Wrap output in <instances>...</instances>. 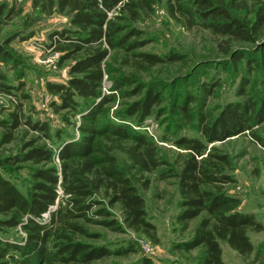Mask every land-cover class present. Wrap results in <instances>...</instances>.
Listing matches in <instances>:
<instances>
[{
  "label": "rangeland",
  "instance_id": "rangeland-1",
  "mask_svg": "<svg viewBox=\"0 0 264 264\" xmlns=\"http://www.w3.org/2000/svg\"><path fill=\"white\" fill-rule=\"evenodd\" d=\"M55 1L0 0V85L6 86H0V174L29 196L34 183L41 181L37 171L54 168L57 197L42 216L52 226L48 252L57 253L62 244L74 242L95 256L88 262L62 261L66 254L57 253L43 264H205L204 246L189 243L208 214L178 218L184 206L176 173L186 150L175 141L181 136L202 138L199 117L208 122L228 103L250 102L262 110L264 0H209L211 7L225 9L246 28L263 17L248 41L213 33L206 24L224 21L204 20L200 0H147L146 6L138 1L135 19L120 6L108 11L107 20L117 31L111 36L113 46L104 39L100 46L107 51L101 62L100 110L93 109L99 99L78 95L73 96L76 108H60L61 93L52 86L65 87L70 78L80 77L71 70L87 49L74 50L85 33L73 24L72 12L58 9ZM152 57L159 61L151 63ZM148 91L156 93L157 100L139 123L131 106ZM40 124L47 127L46 134L37 130ZM249 125L244 133L207 146V151L213 147L226 157L217 171L229 180L217 186L239 200L235 211L253 214L261 226L246 231L249 253L218 240L222 264H264V120L252 116ZM139 138L153 149L155 168H143L132 156L131 151L142 154L146 148ZM80 143L83 154L62 153ZM41 147L51 153L50 160L24 157ZM85 165L83 177L97 183L95 188L88 185L91 193L81 202L89 208L84 216L61 220L59 215L73 205L65 183L81 176ZM117 174L142 198L146 225L127 226L120 204L113 202L109 181ZM0 238L19 244L25 233L20 226L4 227Z\"/></svg>",
  "mask_w": 264,
  "mask_h": 264
},
{
  "label": "trees",
  "instance_id": "trees-1",
  "mask_svg": "<svg viewBox=\"0 0 264 264\" xmlns=\"http://www.w3.org/2000/svg\"><path fill=\"white\" fill-rule=\"evenodd\" d=\"M138 1L141 6L149 4L147 0L55 1L58 9H69L72 12L73 24L85 33V37L77 40L80 43H76L74 50L87 49L83 58L75 61L72 66L71 73L79 74L80 77L70 78L69 85L65 87L52 86L53 91L61 93L60 96L63 101L60 108H76L77 103L74 101L73 96L78 95L84 99H99L93 109L100 110L104 103V98L100 97L99 90L102 80L101 62L107 55V51L101 49L100 46L103 39L110 46H113L111 36L117 31V28L107 20V12L120 6V8L127 9L132 19H135L138 14L135 9ZM198 3L197 5L203 8L200 14L204 20L210 17H219L224 21L223 23H207L206 26L210 27L213 33L228 38L242 41L251 40V34L255 33L256 26L259 27L263 21L261 16L256 24L246 28L238 19L231 17L225 9L219 6L211 7L209 0H200ZM120 41L124 42L125 39L122 38ZM158 61L159 59L152 57L150 62L155 63ZM0 86L6 87L5 85ZM156 100L157 94L148 91L144 99L132 104V114H138L139 123L151 113V107ZM262 105V110L258 112L250 102L228 103L216 117L208 122H204L203 118L199 117V132L203 140L202 138L181 136L175 141L179 147L186 150L181 168L176 173L180 191L183 195L182 205L184 206L178 218L180 220L194 218L203 211L208 214L207 218L201 220L193 239L189 243L190 247L204 246L206 252L205 264H222L218 240L226 241L240 253L251 252L252 245L246 231L248 228L261 229L253 214L234 210V207L239 204L238 199L225 194L217 186V183H226L229 180L217 171L218 164L225 162L226 157L216 154L213 147L207 151V146L244 133L250 128L249 122L252 116L258 122L263 121L264 103ZM86 117H91V114L86 115ZM12 126L13 128L18 126L16 118L13 119ZM36 128L46 134L47 127L45 125H36ZM87 130L94 134L98 133L93 129L87 128ZM139 139L145 144L146 148L142 154L131 151L132 156L143 168H155L158 162L155 160L153 149L148 148L149 144L144 143L142 138ZM73 145H80L79 150L71 149ZM84 147L88 149L87 146ZM71 150L81 155L84 152L83 144H70L63 149L62 153L67 154L66 156L69 157ZM206 151V156H203ZM51 156V153L42 147L30 150L24 155L25 158L34 159L37 162L43 159L50 160ZM14 158L17 159L16 156ZM0 166H3L1 159ZM87 170L88 167L85 165L81 176L74 175L65 183L64 191L70 195L71 199L69 201L73 205L66 209L65 214L59 215L61 220L62 216L65 218L84 216L85 210L89 208V204L83 203L81 205V202L91 193V190L87 191L86 189L88 185L95 188L97 183L83 177ZM37 174L41 181L34 183L35 191L31 192L29 196L23 195L13 183L0 174V217H2L0 218V232L4 227L14 228L20 226L25 233L23 242L19 244L0 238V264H43L46 261L54 260L57 253L66 254L60 257L62 261L78 259L88 262L95 258L93 252L86 251L81 243L74 242L62 244L57 253L48 252L46 242L52 226L43 222L42 216L45 212L50 211L51 205L55 202L58 178L55 175L54 168L37 171ZM92 182L95 183L91 185ZM109 184L113 185V202L120 204L127 226L139 228L141 225H146L143 200L135 189L128 184L127 179L117 174L115 181H109ZM55 215L56 211L52 213L51 221L55 219ZM66 224L77 228L75 225ZM6 257L9 258L6 262L1 261Z\"/></svg>",
  "mask_w": 264,
  "mask_h": 264
}]
</instances>
